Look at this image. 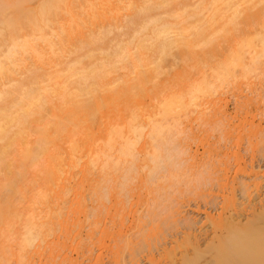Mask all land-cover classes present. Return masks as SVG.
Returning <instances> with one entry per match:
<instances>
[{
	"label": "bare ground",
	"instance_id": "obj_1",
	"mask_svg": "<svg viewBox=\"0 0 264 264\" xmlns=\"http://www.w3.org/2000/svg\"><path fill=\"white\" fill-rule=\"evenodd\" d=\"M126 10L132 11L127 16L134 27L131 21L126 28L121 23ZM100 21L104 28L98 26ZM86 26L91 28L88 33ZM121 26L132 29L127 37H120ZM112 31L116 40L105 46ZM100 39L107 40L104 46ZM83 43L93 46L87 45L84 48L89 50L83 52ZM68 44L83 53L68 61L69 53L76 51L68 52ZM170 56L177 60L173 72L168 71L174 64L167 68L164 63ZM214 56L222 58L208 64ZM26 57L42 63L40 68L48 62L52 67L43 68L47 71L42 77L30 76L38 64L29 67L33 60L28 59V66H22ZM191 61L197 72L190 71ZM121 69L124 72L117 75ZM160 75L161 81L154 82ZM253 77L264 79V0H0V172H4L0 174V242L5 245L0 246V264L10 252L5 254L7 243L13 244L12 232H24L16 243L19 253L12 252L18 264H25V257L28 264L40 263L44 257L49 260L44 258L46 264H80L79 258L85 260L89 248L92 252L91 240L100 233L101 238L112 239L114 264H141L144 257L150 264H163L162 256L157 257L163 252L169 264H204L202 254L212 248L205 252L200 248L202 234L195 231L202 219L197 221V215L186 208L185 196L179 199L189 181L197 192L210 184L229 189L231 195L224 194L223 200L211 194L203 203L219 212L217 218L207 215L213 241L233 249L228 243L239 242L246 232H264V215L261 210L256 213L264 198L256 203L261 187L250 176L256 173L254 162L248 165L241 151L222 143L224 138L230 143L234 132L246 135L245 149L255 151L256 166H264V129H256L249 119L264 109L261 90L254 94L252 85V96H243L240 89L252 84ZM4 79L19 82L8 86ZM229 90L246 111L241 117L228 111ZM161 91L165 93L160 96ZM182 119L187 125L197 122V130L195 126L190 133L182 130L180 125L186 122ZM33 133L37 146L31 140ZM182 134L186 142L178 139L185 138ZM201 146L207 147L203 153ZM233 169L245 173L240 171L242 175L230 183ZM193 190L189 191L196 193ZM31 204H38L39 211L28 215L22 231V210ZM163 230H171L173 240L183 232L194 253L184 248L177 257L167 239L160 244L149 241ZM234 246L237 252L238 245ZM228 249L221 248L225 253ZM75 250L85 253L74 258L69 254ZM223 253L217 262L221 254L222 260L231 255V251Z\"/></svg>",
	"mask_w": 264,
	"mask_h": 264
},
{
	"label": "rangeland",
	"instance_id": "obj_2",
	"mask_svg": "<svg viewBox=\"0 0 264 264\" xmlns=\"http://www.w3.org/2000/svg\"><path fill=\"white\" fill-rule=\"evenodd\" d=\"M192 1H193V0H192ZM175 3H176V2H175ZM123 9H124V8H122V10H123ZM124 10H125V9H124ZM132 10H133V9H132ZM128 11H129V13L132 12L131 10H126V11H123L124 13L126 12V16L122 15V14H124L123 12H122V14H121V19H120V20H124L125 23H126L127 19L130 18V17H128V16H129V15H131V16L133 15L132 13H130V14L127 13ZM133 12H134V11H133ZM127 14H128V16H127ZM123 16H124V18H122ZM131 18H132V17H131ZM129 21H131V19H129V20L127 21V23H126L127 25H126L123 21H122L121 23L123 24V26L125 25V28H126V27L128 26ZM98 23L100 24L101 21L98 22ZM101 24H103V23H101ZM101 24L98 25V24L96 23V25H98V26L104 28L103 25H101ZM131 24H133L132 21H131V23L129 24L130 27L133 26V25H131ZM93 25H94V24H93ZM93 25L90 26V24H89V26H90L91 28H94V27H92ZM96 25H95V28L97 27L96 29L104 30V29H102V28H98V26H96ZM89 26H88V27L86 26V27L84 28V29L87 31L86 33L89 32L88 29H91V28H89ZM128 27H129V26H128ZM133 27H134V26H133ZM121 29H124V27L121 26L120 29H118V30H121ZM115 31H116V30H115ZM123 31H124V34L122 33ZM127 31H128V32H127ZM129 31H132V29H131V28H130V29L127 28L126 30H121V31H119V32L121 33V34H120V35H121L120 37H123V38H124L126 35H128ZM112 32H114V31H112ZM112 32H110V33H108V35H106V36H108V38H107L106 36H103V37H105V39H106V38L109 39V37H111L110 39H112V40H109L110 42H107V40H106V41H105V40L102 41V39H100V40L102 41V46H104V45H103V42H107V44H106L105 46H109V45L111 46V43H112V42H113V43L115 42L116 39L114 40V37H115V35L117 34V31H116V34H115V32H114V34H113ZM118 34H119V33H118ZM126 37H127V36H126ZM103 39H104V38H103ZM101 41H98V42L101 43ZM75 42H77V40H75ZM79 42H80V41L77 42V43H78L77 45H80ZM98 42H97V43H98ZM80 43H81V42H80ZM113 43H112V45H113ZM69 44H70V43H69ZM69 44H68L69 48H68L67 45H65V46H67V48L65 47V49L68 50V52H69V49H70V48H71V50H72V49H74L75 47H77V45H75V44H74L75 46H72L73 44H72V45H69ZM87 45H89V48H91V47H90L91 44H88V43H87V44H84V43H83L82 46H83V48H84V47H88ZM91 46H93V45H91ZM97 46H101V45H99V43H98ZM80 48H81V47H80ZM83 48H81V50H83V52H85L86 49H85V48L83 49ZM89 48H87V50H89ZM62 49H63V54H64L66 50H64V48H62ZM75 49H76V48H75ZM71 50H70V51H71ZM81 50L79 49V51H80V52H79L78 49H76V51H77L78 54H76V51H75V53H72V54H70V53H71V52H70L68 56H67V53H65L64 56L66 55V56H67L66 58H68V61H69V59H71V58L73 59L74 56H78V55H80L81 53H83V52H81ZM87 50H86V51H87ZM72 51H73V50H72ZM73 52H74V51H73ZM171 57H172V56H170V58H168V60H166V61L164 62V63H166V67H167V68L170 67V71H168V72H173V71L175 70V69H174V68H175V62L177 61L175 58H171ZM33 58H34V57H32V58L30 57V59H29V57H28V58L26 57L27 60H26V61L24 60L23 62L21 61L20 64H21L22 66H23V64H26V66H28L27 62H30L31 59H32V60L34 61V63H32L33 61L30 62L29 67H30L31 64H32V67H33V65L36 63V59L34 58V59H35V60H34ZM220 58H222V57H221V56H216V57L214 56L212 59L208 60L209 62H207V63L210 64V63H212L213 61H216V62H217L218 60H220ZM28 59H29L30 61H29ZM173 59H174L175 61H174ZM217 59H218V60H217ZM47 61H49V60H47ZM64 61L66 62L67 60L64 58ZM68 61H67V62H68ZM168 61H169V62H168ZM65 62H64V63H65ZM170 62H171V64H174V65H173V66L171 65V66L168 67L167 64L170 65ZM172 62H174V63H172ZM44 63H45V62H44ZM64 63H63V65H62V67L65 66ZM20 64H19V65H20ZM37 64H38V67H33V68L31 67V68L33 69V72H32V70H31L32 73H29V72H28L29 70H28L27 68L25 69L26 66L24 65V69H25V71L28 70V71H27V72L29 73L28 75L31 74L32 76L42 77L43 74H45V72L47 71V69H43V68H46V66H47L48 64H49V65L47 66V68H50V66L52 65L51 63L48 62V63L46 64V66L44 65L43 68H42V67L40 68V66H43L42 63H40V65H39V63H36L35 65H37ZM50 64H51V65H50ZM54 64H55V63H54ZM65 64H66V63H65ZM191 64H192V66H190V68L193 67V69H191L190 71L193 70L194 72H197V71H195V69H194V65H193V64H195L194 61H193V62L191 61ZM21 65H20L19 67H22ZM55 65H56V64H55ZM59 65H60V64H58L57 66H59ZM57 66H54L55 68H53V69H56ZM207 66H208V65H207ZM207 66H206V67H207ZM51 67H52V66H51ZM60 67H61V66H59V68H60ZM164 67H165V65H164ZM166 67H165V68H166ZM172 67H173V68H172ZM59 68L57 67V69H59ZM167 68H166V69H167ZM171 68H172V69H171ZM51 69H52V68H51ZM166 69L163 68V70H164L165 72L167 71ZM18 70H19V72L21 71L20 73H22V77H23V76H24V77L26 76V74L23 75V73H26V72H22V71H24L22 68H20V69H18ZM18 70H17L16 73H18ZM48 70H50V69H48ZM168 70H169V69H168ZM120 72L123 73L124 70H123V69L119 70V71L117 72V75H119ZM16 73H15V75L17 76ZM167 74H168V73H167ZM19 75H20V74H19ZM28 75H27V76H28ZM31 75H30V76H31ZM112 75L115 76V75H116V72L113 73ZM112 75H111V76H112ZM19 77H21V75H20ZM195 77H196V76H195ZM195 77H194V78H195ZM28 78H29V77H28ZM253 78H254V79L251 80V81H252V84H245V85L243 84V86H242V85L240 86V87H242V88H240V89H242V92L244 91L245 93L242 94V92H240L241 90H240V91H237V93H238V94L241 93L243 96H246V94H247V95L250 94V95L252 96L251 93H253V92L255 91L254 94H257L258 91H259V93H260V90H261L262 99H263V101H264V92H263L264 89H261V88H262L261 86L264 85V84H262V83H264V79H262V78H260V77H257V78H260L261 80H263L262 83H260L261 80H258V79L255 78V77H253ZM20 79H21V78H20ZM25 79H26V78H25ZM161 79H162V76L160 75L159 77H157V79H156V78L154 79V80H155L154 82H156V81L159 82V81H161ZM4 80H5V79H4ZM21 80H24V79L22 78ZM256 80H257L258 82H256ZM259 81H260V82H259ZM5 82H6V84H9L8 86H12L11 84H14V85H15V84H16L17 82H19V81H16V82L13 81V82L9 83V80H5ZM255 82H256L257 85L255 84ZM0 85H1V83H0ZM252 85H253L254 87H253ZM255 85H256V86H255ZM246 86H249V88L247 89ZM251 86H252L253 89L255 88L257 91H256V90H253V89H250ZM257 87H258V88H257ZM243 88H244V89H243ZM259 88H260V89H259ZM258 89H259V90H258ZM250 90H253V92L250 91ZM163 92L165 93V91H161V92H160V96L164 94ZM239 92H240V93H239ZM250 92H251V93H250ZM254 94H253V95H254ZM158 95H159V93H158ZM233 95H234L233 90H232V91L229 90V91L227 92V95H226L227 99H226V100L228 101V103H227V104H228V105H227L228 111H229V112L231 111V113L235 114V116L238 114V116L241 117V115L246 114V113H245L246 111L244 112L243 109H240L242 106H241L240 104H238L239 106L237 105V103H238V99H239V98H237V97H235V95H234V96H233ZM160 96L157 97L155 100H157L158 98H160ZM236 96H237V95H236ZM228 98H229L230 100H229ZM241 99H242V98H241ZM263 103H264V102H263ZM256 111H257V110H256ZM256 111H255V113H256ZM261 111H262V112H260V110L257 111V113L260 112L259 114H256V115H255L254 113H252V114L249 115V117H250V118H249L250 121H253V122H251V123L254 124V125H252V126H254V127H259V128H256V129H261V128L264 129V121H263V120H264V114H263V113H264V109H262ZM236 113H237V114H236ZM241 113H242V114H241ZM261 113H262V114H261ZM253 114H254L255 116H254ZM261 115H263V116H261ZM195 116H196V115H195ZM195 116H192V117L195 119V118L197 117V116H196V117H195ZM175 117H176V119H180V118H178L177 116H175ZM171 119H173V117H172ZM169 120H170V119H169ZM169 120H168V122L173 121V120H171V121H169ZM174 120H175V118H174ZM180 120H181V119H180ZM184 120H185V119H184ZM184 120L182 119V121H184ZM189 120H190V119H189ZM185 121H186V120H185ZM195 121H196V120H195ZM191 123H193V122H189V124L187 125V121H186V122H183L182 125H180V128H181L182 130H184V129L187 128V130H188L187 132H189V133H190V131H191L190 129H191L193 126H195V128H196V130H197V127H198L197 122H195V123H193V124H191ZM191 125H192V126H191ZM196 125H197V126H196ZM187 126H188V127H187ZM189 126H190V127H189ZM254 127H253V128H254ZM188 128H189V129H188ZM210 129H211V128H210ZM210 131L212 132V134L214 133V135L218 134V132H214L215 130H210ZM231 134H232V133H231ZM231 134H230V137H231ZM182 136L185 137L184 134H182ZM224 136H225V135H224ZM241 136H242V137H241ZM241 136L239 135L238 132H237V133L234 132L233 135H232L233 139H232V137H231L232 140L229 139L230 143L228 142V139H227L226 142L224 141V139L226 140V138L223 139L222 143H223V144L228 143V145L231 144L230 147H233L232 149L234 150V152H235V151H236V152H240V151H241V152H242L241 154L243 155V157H244V158L246 157L245 159H246V163H247V161H248V163H247L248 165H249V164L251 165V163L254 162V163H252V164L255 165V168H256V169L254 168V170L256 171V173L253 174L254 172H251V175H250V176H251V177L253 176V179L255 178V179L252 180V181H254V182H258V183H259V185H258L259 187H258L257 185H256V186H257L259 189H260V187H261V189H260V190H261V196H260V198L257 197V195H255V196H256V198H255V199H256V203H258L262 198H264V166H262V167H258V166H256V165L259 163V162L257 163V160L259 161V159H258L257 157H255V156H253V154H254L255 151L252 152L251 150H249V152H250V153H249L248 150L245 149V147H248L247 144L249 143V141L247 140L248 138H247L246 135H245L246 138H245L244 134L241 135ZM243 136H244V138H243ZM213 137H214V136H213ZM213 137H212V138H213ZM240 137H241L242 140L240 139ZM178 139H179V140L181 139V140H183V141H185V142L187 141V140H186L187 137H185V138L178 137ZM184 139H185V140H184ZM213 139H214V138H213ZM243 139H245V140H243ZM31 140L33 141V142H32L33 145H35V146L38 145V144H35V143H37V141H36V140H37V134H36V133H33V134H32V136H31ZM181 140H180V141H181ZM246 140H247V141H246ZM185 142H183V143L185 144ZM193 145H194V144H193ZM195 146H196V145H194V147H195ZM206 148H207V147H206ZM206 148L204 149V147L201 146V147L199 148V149H200L199 151H200L201 153H203L205 150H207ZM232 149H231V151H232ZM246 150H247V151H246ZM244 151H245V152H244ZM207 153H208V152H207ZM246 153H247V154H246ZM251 154H252V155H251ZM245 155H246V156H245ZM249 155H250L251 157H249ZM205 156L208 157V156H209V153H208V155H205ZM247 156H248V157H247ZM253 157H254L255 159H254ZM247 158H248V159H247ZM256 158H257V159H256ZM251 159H253V160H251ZM14 162L18 163L19 160H18L17 158H15ZM249 162H250V163H249ZM249 168H250V170H251V166H249ZM249 168H248V169H249ZM250 170H249V171H250ZM257 170H258V171H257ZM238 171H239V170H234V169H233L232 172L228 174V175H229V178H228V179H229L230 183H231L232 181H234L236 177L238 178V176H241V175H242V172L245 173L244 170H243V171L240 170V171H242V172L239 171L240 173H238ZM235 172H236V173H235ZM2 173H4V172L1 171L0 174L2 175ZM239 174H240V175H239ZM3 175H4V174H3ZM228 175H227V177H228ZM243 175H244V174H243ZM245 175H246V174H245ZM235 176H236V177H235ZM232 178H233V179H232ZM237 178H236V179H237ZM230 179H231V180H230ZM255 180H256V181H255ZM190 183L192 184V181H189V183H187V184L185 183V184H184V186L182 187V188H183L184 195L180 196L179 199L182 198L183 196H185V197H183L184 199L187 200V201L185 200V201H186L185 204H187V203L189 204V205L187 204V205L189 206V208H188V206H187L186 208L189 209V210H191V211H193V212L195 213V217H196V215H197V217H196V218L198 219L197 221H199L200 219H202V220H200V222H199V226H200V227L198 226V227H197L198 230H196L197 232L195 231V233L200 234V236H201V234H202V236H201V241H202V242L200 241V242H201V243H200V244H201L200 248L202 249L203 252H205V251L208 250V249H206V248L210 246L209 249L212 248V249H214V251H216V252H213L214 254H213L212 252H210V251H213L212 249H211L210 251H208V253L206 252L207 257L210 258V259L212 260V262H213V260H214V259H212V257L215 258V259H216V257H217V258L219 259L218 254L221 253V251H222V253H223V252L225 253V251L227 252L226 249H228V248H229V249H228V252L230 253V251H231V253H230L231 255H230V256H232V257H230L229 255H224V256H226V259H225V257H224L223 260H224V259H225V260L223 261V260L221 259V258H222V254H221V255H220L221 258H220V260H219V261H221V262H220V263L217 262L218 259H216V260H214L215 262H214L213 264H264V232H250V233H248V234H250V235L248 236L249 239L247 238V235H248L247 232H246V233L243 232V233L240 234L239 236L236 235V236H238L237 238H239V237L241 238V237H243V234L245 233L246 236H244V238H242V239H248V240H242V239L239 238L240 241L238 242V240L235 239L236 237H235V238H232L234 241L236 240V242H230V243H228V244H229V246H230V244H232V245H233V249L230 248V247H228V245H225V246H224V245H219V240H218V239H214L215 241H213V239H212V238H213V237H212L213 235L211 236V234H212L211 231H212V230H210V229H211V225H210L211 222H209V221H210V218H209V216H207V215H208V213H209L211 216L213 215V217H216V218H217L219 212H218V211H215V210L212 211V209H211L208 205L205 206V204L203 205V203H204L206 200L211 199V194H212V196H213V195H221V198H220V196H219V198H220V200H221V199L223 200L222 196H223L224 194H226V196H227V195H229V196L231 195L230 192H228L229 189H228V190L226 189V190L222 191V190L225 189V188H221V187L218 188L219 186H215V185H213V184H210V185H212L213 188L210 187V186H208L209 188H208V187H207V188L202 187V188H203V190H202L201 187H200V188L198 187V192H197V190H196L197 187L194 189V186L191 185ZM193 184H194V183H193ZM261 185H262V186H261ZM191 186H192V187H191ZM254 186H255V184H254ZM254 186L252 187V190H255L254 188H256V186H255V187H254ZM193 189L196 190V191H195L196 193H194V194H193L192 191H189V190H193ZM199 189H200V190H199ZM209 189H210V190H209ZM211 189H212V191H211ZM217 189H218V192H217ZM194 190H193V191H194ZM201 191H202V193H200ZM214 191H215V192H214ZM219 191H220V193H219ZM256 191H257V189L255 190L254 194L256 193ZM191 192H192V194H190ZM203 192H204V193H203ZM213 192H214V193H213ZM227 192H228V193H227ZM188 193H189V194H188ZM197 193H199V194H197ZM206 193H207L208 195H207ZM186 194H188L187 197H186ZM196 194H197V195H196ZM192 195H193V196H192ZM191 196H192V197H191ZM194 196H196V197L193 198ZM197 196H199V197H197ZM207 196H208V197H207ZM209 196H210V198H209ZM201 197H202V198H206V197H207V198H206V199H202ZM183 198H182V199H183ZM187 198H189V199H187ZM191 198H193V199H191ZM199 198H200V199H199ZM208 198H209V199H208ZM224 198H225V197H224ZM195 199H197L198 201L195 200ZM188 200H191L192 202H191V201H188ZM194 200H195V201H194ZM199 200H200V201H199ZM183 201H184V200H183ZM193 201H194V202H193ZM201 201H202V202H201ZM257 201H258V202H257ZM261 201H262V200H261ZM199 202H200V203H199ZM192 203H193V204H192ZM194 203H195V205H194ZM198 203H199V204H198ZM260 203H261V202L258 203V206L261 205L262 208H261V207H258V208L256 207V209H257V210H256V213H259L258 211L261 210V211H260V214H261V215H262V214L264 215V212H263V211H264V209H263V207H264V206H263V205H264V199H263V205H262V203H261V204H260ZM190 205H192V206H190ZM197 205H200V206H198V207L201 208L200 212H197L198 209H199V208L197 207ZM38 206H39L38 204H31L29 208L22 210L23 217H22V219L19 221V223H20L19 228H20L22 231L25 230V225H26V221H27V217H28V215L31 214V213L33 212L34 209H36V211H39V210H38ZM206 208L208 209L207 211H206ZM209 208H210L211 210H210ZM259 208H260V209H259ZM193 209H194V210H193ZM196 209H197V211H196ZM204 211H206V212H204ZM262 212H263V213H262ZM198 213H199V214H198ZM203 214H204V215H203ZM205 215H206V216H205ZM206 218H208V220H207ZM203 219H204V221H203ZM206 220H207V221H206ZM206 222H207V223H206ZM201 223H202V224H201ZM205 223L208 224V226H207ZM202 228H203V229H202ZM207 228H208V229H207ZM209 228H210V229H209ZM199 230H200V232H202V231H204V232L200 233ZM164 231H165V230H163V232H159L160 234L162 233L163 235H160V234H158V232H156V233H155L156 236H155V235H152L154 238L150 236V237H149V241H151L152 243H153V242H154V243L156 242V243L160 244V241H162V242L164 241V242H165V239H167V240H168V245H167V246H169V248L172 246V247H171V250H174V246H175V248H176V252H177V253H176L177 257H179V256H178L179 254H180V256H181V254H182L181 252H185L186 249L184 250V248H187V249L189 250V252H190L189 254L192 255L191 252H193V248H192V247H193L194 245H193V246H192V245H191V246L189 245L190 243H189L188 241H186V240H187V236H185V234H184L183 232H181L179 235H176V238H177V236H178L179 239L177 238V240H176V238H175V239L173 240V238L169 235V233H170L171 230H169V232H168L167 230H166L167 232H166V231L164 232ZM208 231H210V232H209L208 234L205 235V232H208ZM23 233H24V232H12V235H11V238H12V239H10V240H11V244H12V243H13V244L10 245V246H12V247H10V246H9V243H7L9 248H7V246H6V251H7V252H5V254L8 253L9 251H10V252L8 253V255L6 254V257H7V256H8V257H7V259H5L6 262L4 261V262H5L4 264H18V263H17V260H16V257L14 256L15 254H12V252L15 251V253H19V250H17L18 247H17V244H16V243H17L18 241H20L19 239L23 236ZM83 233L85 234V232H83ZM86 233H87V232H86ZM182 233H183V234H182ZM203 233H204V234H203ZM210 233H211V234H210ZM100 235H102V234H101V233H100L99 235L97 234L96 237H95L96 239H99L98 241H97L96 239L93 238V241L91 240V242H95V244H96V241H97V243H98V242L100 241V239H101V241H103L102 239H103L104 237L102 236V238H101ZM164 235H165V236H164ZM204 235H205V236H204ZM208 235H210V236H208ZM224 235L226 236L227 233L225 232ZM241 235H242V236H241ZM107 236H108V235H107ZM167 236H168V237H167ZM179 236H180V237H179ZM183 236H184V237H183ZM14 237H19V238H18V239H14ZM108 237H109V236H108ZM181 237H182V238H181ZM185 237H186V239H184ZM205 237H206L207 239H204ZM210 237H212V238H210ZM245 237H246V238H245ZM105 238H106V239H105ZM105 238H104V239H105V240H104L105 243H102L101 241L99 242V243H100V247H99V244H98V245H95V244H93V243H90V244L92 245L93 250L91 249L92 252H89V251H90V248H89V251L86 250V254H87L88 252L91 253V254H88L87 256H86V254H84L85 252L83 253V252H81V250H79V252H77L78 250H77V251L75 250L76 253H75L74 251H72V252H74V253H71L72 255H71V254H69V255L72 256V257L75 256L74 258H77V257L79 258L80 256H78V254H81V255L84 254V255L86 256V257H85V256L83 257V258H85V260L82 259V256H81V257L79 258V262H80V259L82 260V262H80V264H89V263H90V264H94V263H95V264H100V263H101V264H104V263H105V264H114V263L112 262V258H113V254L111 253L112 250H110V248H109V247H111L110 245H111V243H112V241H111L112 239H111L110 237L107 238L106 236H105ZM163 238H164V239H163ZM169 238H171V239H169ZM153 239H154V240H153ZM182 239H183V240H182ZM202 239L204 240V243H203V240H202ZM208 239H209V241H208ZM210 239L212 240V242H210V241H211ZM232 239H230V241H231ZM260 239H261V240H260ZM193 240H194V239H193ZM233 240H232V241H233ZM241 240H242V241H241ZM157 241H158V242H157ZM176 241H177L178 243H177ZM184 241H185V242H184ZM206 241H208V243H207ZM246 241H247V243H246ZM1 242H2V241H1ZM1 242H0V246H1V244L3 245V242H2V243H1ZM151 242H150V243H151ZM183 242H184L185 244H184ZM205 242H206V243H205ZM214 242H216L218 245H217L216 243H214ZM243 242L246 243L247 246H249V248H248ZM248 242H249V244H248ZM150 243H149V244H150ZM176 243H177V245H176ZM182 243H183V244H182ZM233 243H234V244L236 243V246L238 245L236 248H238V249L240 250V252H239V250H238L237 252H236V251L233 252V250H235V248H234L235 246H234ZM237 243H239V244H237ZM241 243H243V244L246 246V248H247L248 251L244 250L245 246H243V244H241ZM7 244H6V245H7ZM102 244H103V246H105V247H103ZM180 244H181V245H180ZM202 244H203V245H202ZM212 244H216V245H212ZM240 244H241V246H239ZM93 245H95V248H94ZM150 245H151V244H150ZM184 245H185L186 247H185ZM205 245H206V246H205ZM232 245H231V246H232ZM253 245H255L256 247L254 248ZM4 246H5V245H3V247H4ZM106 246H107L109 249H108ZM176 246H178L179 249H180L181 247H183V246H184V247L181 248V250H178V247H176ZM180 246H181V247H180ZM187 246H188V247H187ZM202 246H203V247H202ZM214 246H216V247H214ZM217 246L220 247V248H219L220 251H217V250H216ZM250 246H251V247H250ZM257 246H258V247H257ZM1 247H2V246H1ZM1 247H0V250H1ZM89 247H90V246H89ZM190 247H191L192 249H191ZM252 247H253V248H252ZM101 248H102V249H101ZM172 248H173V249H172ZM221 248H222L223 250H225V251L221 250ZM225 248H226V249H225ZM246 248H245V249H246ZM256 248H257V249H256ZM7 249H9V250H7ZM203 249H204V250H203ZM217 249H218V248H217ZM219 249H218V250H219ZM230 249H232V250H230ZM241 249H243V250L241 251ZM107 250H108V251H107ZM109 250H110V251H109ZM253 250H254V251H253ZM80 252H81V253H80ZM109 252H110V253H109ZM209 252H210V253H209ZM218 252H219V253H218ZM232 252L234 253L233 255H232ZM235 252H236V253H235ZM238 252H239V253H238ZM93 253H94V254H93ZM193 253H194V252H193ZM211 253H212L213 255H215V256H212ZM224 253H223V254H224ZM229 253H225V254H229ZM237 253H238V256H237ZM144 254H145V252H144L143 254H141V256H143ZM206 254H204V253L202 254V255H204V258H205V260H204L203 262H204V264H206V262L209 264L210 262H209L208 260H210V259H208V260L206 261V257H205ZM208 254H210V255L208 256ZM246 254H247V255H246ZM90 255H91V257H89ZM92 255H93V256H92ZM96 255H97V256H96ZM163 255H164V256H163ZM202 255H201V257H202ZM234 255H235V256H234ZM239 255H240V257H239ZM243 255H244V256H243ZM245 255H246V256H245ZM158 256H159V257H158ZM161 256H162V258H163V260L161 259V261L164 262L163 264H166V263L169 264V263H170V262H169L170 259L167 257V255L164 254V252H163L161 255H157V257H158L159 259H160ZM210 256H212V257H210ZM227 256H229L231 260L228 259ZM88 257H89V259H88ZM96 257H99V258H97L98 260L96 259ZM110 257H111V258H110ZM165 257H166V258H165ZM44 258L47 260V257H44ZM44 258L42 259L43 261L40 262V263H39V260H38V261H35L36 264H41V263H42V264H46L47 261L49 262V260L45 261ZM90 258H91V260H90ZM92 258H93V260H92ZM101 258H102V259H101ZM204 258H203V259H204ZM87 259H88V260H87ZM100 259H101V260H100ZM126 259H127V258H126ZM126 259H125V261H126ZM128 259H129V258H128ZM242 259H243V260H242ZM3 260H4V259H3ZM168 260H169V261H168ZM229 260H230V261H229ZM236 260H238V261H236ZM24 261H25V264H28V262H27V257L24 258ZM100 261H101V262H100ZM125 261H124V262H125ZM127 261H128V260H127ZM179 261H180V260L177 259V262H176V263H178ZM201 261H202V259H200V262H201ZM205 261H206V262H205ZM226 261H227V262H226ZM231 261H232V262H231ZM35 262H34V263H35ZM99 262H100V263H99ZM102 262H103V263H102ZM111 262H112V263H111ZM212 262H211V263H212ZM230 262H231V263H230ZM235 262H236V263H235ZM34 263H31V264H34ZM125 263H126V262H125ZM145 263H146V264H150L149 262H147V258H146V257H144L143 262H142L141 264H145ZM201 263H202V262H201ZM201 263H200V264H201ZM211 263H210V264H211ZM1 264H2V263H1ZM57 264H59V263H57ZM122 264H123V263H122ZM178 264H181V262H179ZM198 264H199V263H198ZM202 264H203V263H202Z\"/></svg>",
	"mask_w": 264,
	"mask_h": 264
}]
</instances>
